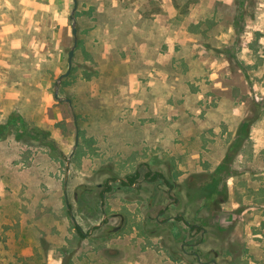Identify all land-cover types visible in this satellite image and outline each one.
<instances>
[{"label":"rangeland","instance_id":"374dc122","mask_svg":"<svg viewBox=\"0 0 264 264\" xmlns=\"http://www.w3.org/2000/svg\"><path fill=\"white\" fill-rule=\"evenodd\" d=\"M73 6L0 0V264H264V0H77L58 99Z\"/></svg>","mask_w":264,"mask_h":264},{"label":"trees","instance_id":"16d2710c","mask_svg":"<svg viewBox=\"0 0 264 264\" xmlns=\"http://www.w3.org/2000/svg\"><path fill=\"white\" fill-rule=\"evenodd\" d=\"M258 106V104H257ZM259 110L257 109V107L253 108L252 110V114H254L252 117L250 118H246L244 121H242L239 125L238 128V136L241 135L243 137H247L248 136V131L250 128V125L253 124L256 120L257 117L259 115L260 112H258ZM242 147V140L238 139L237 141L232 142L227 150L226 156L224 157L222 163H220L218 165V167L211 173H209L207 176H198L196 178V183H198L197 185V190L199 193H201L202 191L206 192L207 195H205V201L206 204L209 206L211 204V198L212 196L216 193L217 191V185L219 182H222L223 180V174L227 173L229 170V165L231 164V162L234 160L235 156L240 152ZM140 177V172L139 170H136L134 174H130L126 176V180L122 181L121 180V185L123 186H132L133 184H136L138 181V178ZM145 179H147L148 181H155L156 179H162L166 184H170V187H172L171 183H169L164 176L162 175V173L160 172H154L151 173L150 171H147L144 174ZM109 181V180H108ZM108 181H106L103 185V189L99 192V196L100 198H103L104 194L107 192H110L112 190V185H110L108 183ZM111 182L115 181V179H110ZM208 191V192H207ZM77 194V192H76ZM181 219V218H180ZM185 223L188 225L189 223L185 221ZM192 230L195 231H204V228H202V226H196V225H190ZM74 228L76 230V233L78 234L79 237L83 238L85 237V234L83 233L81 227L74 223Z\"/></svg>","mask_w":264,"mask_h":264},{"label":"water","instance_id":"95a60500","mask_svg":"<svg viewBox=\"0 0 264 264\" xmlns=\"http://www.w3.org/2000/svg\"><path fill=\"white\" fill-rule=\"evenodd\" d=\"M73 3H74V6H73V9L71 11V14H70V19L72 20V35L74 37V42H73V46L71 47V49L69 50V53H68V68H67V71L60 75L56 81V90H55V93H54V96L55 98H58V90H59V86H60V83L62 81V79L64 77H67L70 72H71V69H72V59H73V56H74V52H75V49L77 47V44H78V38H77V28H76V20H75V12H76V8H77V0H73ZM68 102H70L69 100H67Z\"/></svg>","mask_w":264,"mask_h":264},{"label":"flooded vegetation","instance_id":"af4514ba","mask_svg":"<svg viewBox=\"0 0 264 264\" xmlns=\"http://www.w3.org/2000/svg\"><path fill=\"white\" fill-rule=\"evenodd\" d=\"M144 179H145V177H144ZM109 180V181H108ZM108 180H106V181H108V183L110 184V185H112V182L110 181V179H108ZM121 180L122 181H125L126 180V176H124V177H120V178H116L115 179V183H118V184H120L121 185ZM147 180V179H146ZM105 181V182H106ZM104 182V183H105ZM140 182V180H138L137 181V183L136 184H133L132 186H130V187H135V186H137V184ZM170 183V182H169ZM103 185L104 184H99L98 185V187L100 188L99 190H98V196H99V192L103 189ZM169 186H170V184H169ZM113 187V186H112ZM171 188V187H170ZM76 193V192H75ZM105 195H106V193L104 194V196H103V198H100V196H99V205H98V207H99V210H104V198H105ZM174 204H176V203H174ZM167 210V208L165 207L164 209H163V211L162 212H160V213H158L157 214V216H159V215H162L165 211ZM107 214L105 213V212H103V215H102V222L100 223V224H95L94 226L95 227H99V226H103V225H105L106 223H107ZM158 218V217H157ZM193 225H196V224H193ZM197 226V225H196ZM189 228H191L190 226H189ZM186 245L188 246V244H182L181 245V248L184 250V248L186 247ZM192 255L193 256H195L197 259H198V261H200L201 260V258H200V255H199V253L198 252H192Z\"/></svg>","mask_w":264,"mask_h":264},{"label":"crops","instance_id":"0c3cea01","mask_svg":"<svg viewBox=\"0 0 264 264\" xmlns=\"http://www.w3.org/2000/svg\"><path fill=\"white\" fill-rule=\"evenodd\" d=\"M252 209H254V208H252ZM115 216V215H114Z\"/></svg>","mask_w":264,"mask_h":264}]
</instances>
